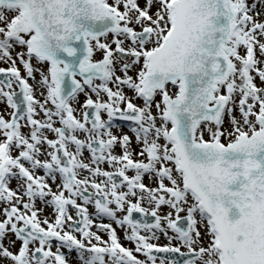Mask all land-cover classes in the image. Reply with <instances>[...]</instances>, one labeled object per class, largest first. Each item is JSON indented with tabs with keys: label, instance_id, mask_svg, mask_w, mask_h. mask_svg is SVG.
Listing matches in <instances>:
<instances>
[{
	"label": "snow or ice",
	"instance_id": "obj_1",
	"mask_svg": "<svg viewBox=\"0 0 264 264\" xmlns=\"http://www.w3.org/2000/svg\"><path fill=\"white\" fill-rule=\"evenodd\" d=\"M0 264H264V0H0Z\"/></svg>",
	"mask_w": 264,
	"mask_h": 264
},
{
	"label": "rangeland",
	"instance_id": "obj_2",
	"mask_svg": "<svg viewBox=\"0 0 264 264\" xmlns=\"http://www.w3.org/2000/svg\"><path fill=\"white\" fill-rule=\"evenodd\" d=\"M163 242V241H162Z\"/></svg>",
	"mask_w": 264,
	"mask_h": 264
}]
</instances>
